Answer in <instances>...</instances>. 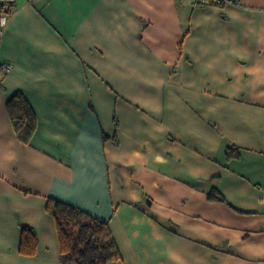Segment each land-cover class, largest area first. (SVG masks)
Wrapping results in <instances>:
<instances>
[{"label": "crops", "instance_id": "obj_1", "mask_svg": "<svg viewBox=\"0 0 264 264\" xmlns=\"http://www.w3.org/2000/svg\"><path fill=\"white\" fill-rule=\"evenodd\" d=\"M0 60V264H62L49 199L108 223L111 264H264V0H16Z\"/></svg>", "mask_w": 264, "mask_h": 264}, {"label": "trees", "instance_id": "obj_2", "mask_svg": "<svg viewBox=\"0 0 264 264\" xmlns=\"http://www.w3.org/2000/svg\"><path fill=\"white\" fill-rule=\"evenodd\" d=\"M7 110L16 135L23 143L29 144L37 129V117L29 102L22 94H16L8 102ZM233 150L229 148V157ZM210 198L226 201L218 192L212 193ZM46 211L56 222L62 264H111L121 260L108 223L56 199H49ZM37 249L36 232L22 227L20 253L34 256Z\"/></svg>", "mask_w": 264, "mask_h": 264}, {"label": "built area", "instance_id": "obj_3", "mask_svg": "<svg viewBox=\"0 0 264 264\" xmlns=\"http://www.w3.org/2000/svg\"><path fill=\"white\" fill-rule=\"evenodd\" d=\"M197 5H225V4H239V0H195ZM16 0H0V29L3 32L8 24V13L10 12ZM12 65L2 62L0 60V92L3 90V76L10 73Z\"/></svg>", "mask_w": 264, "mask_h": 264}]
</instances>
